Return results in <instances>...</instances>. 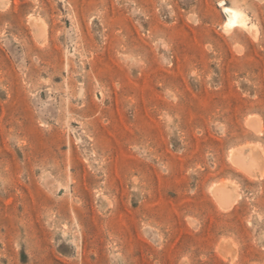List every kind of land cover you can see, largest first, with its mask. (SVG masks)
I'll return each instance as SVG.
<instances>
[{"label":"rangeland","instance_id":"1","mask_svg":"<svg viewBox=\"0 0 264 264\" xmlns=\"http://www.w3.org/2000/svg\"><path fill=\"white\" fill-rule=\"evenodd\" d=\"M0 264H264V0H0Z\"/></svg>","mask_w":264,"mask_h":264},{"label":"bare ground","instance_id":"2","mask_svg":"<svg viewBox=\"0 0 264 264\" xmlns=\"http://www.w3.org/2000/svg\"><path fill=\"white\" fill-rule=\"evenodd\" d=\"M221 6H222V11L225 15V20L223 22L222 27L226 33H230L237 28L245 29L246 31H252L255 28L253 24L248 25V21H249L248 17L245 15V13L241 10L240 7L228 6L224 3H222ZM250 123L252 128L254 129L259 127V125H257L258 123L256 124L253 120H251ZM231 159L235 164L239 166H243L244 164H248V166L251 167L258 165L256 164V159L250 158L239 151L233 150V152H231ZM214 193L222 206L227 205L232 200V194L230 192L229 187L226 185L223 186L219 185V187L214 188Z\"/></svg>","mask_w":264,"mask_h":264}]
</instances>
